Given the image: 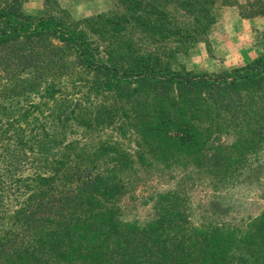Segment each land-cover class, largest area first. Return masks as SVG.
Masks as SVG:
<instances>
[{"label": "trees", "instance_id": "obj_1", "mask_svg": "<svg viewBox=\"0 0 264 264\" xmlns=\"http://www.w3.org/2000/svg\"><path fill=\"white\" fill-rule=\"evenodd\" d=\"M25 1H0V264H264V212L195 223L178 185L144 223L120 209L143 172L207 169L216 191L264 151V54L219 74L179 60L219 0H112L81 20Z\"/></svg>", "mask_w": 264, "mask_h": 264}, {"label": "rangeland", "instance_id": "obj_2", "mask_svg": "<svg viewBox=\"0 0 264 264\" xmlns=\"http://www.w3.org/2000/svg\"><path fill=\"white\" fill-rule=\"evenodd\" d=\"M218 3L221 6L206 38L208 43H200L179 56L180 63L190 71L219 74L264 54V15L253 14L257 10L256 1L219 0ZM111 4L112 0H26L24 12L36 15L49 12L81 20L106 11ZM206 172L207 169L143 172L120 203L122 218L144 223L153 214L150 198L177 185L188 196L195 223L211 220L239 224L264 212V151L254 159L251 168L225 188L215 191Z\"/></svg>", "mask_w": 264, "mask_h": 264}]
</instances>
